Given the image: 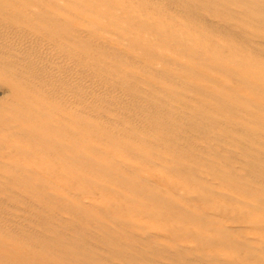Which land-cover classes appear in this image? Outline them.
<instances>
[{
    "label": "bare ground",
    "instance_id": "1",
    "mask_svg": "<svg viewBox=\"0 0 264 264\" xmlns=\"http://www.w3.org/2000/svg\"><path fill=\"white\" fill-rule=\"evenodd\" d=\"M0 264H264V0H0Z\"/></svg>",
    "mask_w": 264,
    "mask_h": 264
}]
</instances>
